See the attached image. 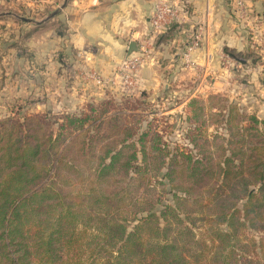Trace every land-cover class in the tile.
I'll list each match as a JSON object with an SVG mask.
<instances>
[{
    "label": "trees",
    "instance_id": "obj_1",
    "mask_svg": "<svg viewBox=\"0 0 264 264\" xmlns=\"http://www.w3.org/2000/svg\"><path fill=\"white\" fill-rule=\"evenodd\" d=\"M225 100L190 99L184 151L123 90L0 123V264H264V120Z\"/></svg>",
    "mask_w": 264,
    "mask_h": 264
},
{
    "label": "crops",
    "instance_id": "obj_2",
    "mask_svg": "<svg viewBox=\"0 0 264 264\" xmlns=\"http://www.w3.org/2000/svg\"><path fill=\"white\" fill-rule=\"evenodd\" d=\"M37 1L41 4L38 2L36 9L25 7L24 11L43 15L45 9L57 7V4L53 6L57 0ZM157 1L176 8L179 18L159 35L150 60L140 72L139 87L131 97L152 94L164 99L178 95L187 98L192 93L193 96L198 95V91L201 96H206L216 84L223 86L222 91H225L234 73L229 68V65L233 66L229 56L235 60V56L226 50L244 52L257 41L256 32L250 30L254 26L260 27L261 21L256 20H262L258 10L261 0L245 1V5L248 2L255 13L246 10L245 18L248 20L244 23L234 12L236 0H68L66 7L56 16L48 21L44 18L40 23L31 19H27L31 22L23 21L20 19L23 15L17 16L12 11L7 14L10 17L13 14L18 19V30L33 26L36 33H42L39 44L44 46L37 50L45 58L37 73L40 74L42 88L45 90L43 85L49 80L56 82V86L50 89L60 99L67 97L72 106H77L74 101L78 98L82 101L103 99L109 91L120 92L118 80L114 78L116 70L129 55L130 43L135 41L138 46V41L152 33V17ZM6 2L10 4L15 0ZM16 10L21 13L18 8ZM202 24L208 27V41L192 53L194 66L187 67L183 61L184 48L189 36ZM48 76L52 78L48 79ZM96 76L104 80L103 87L96 85ZM194 82L200 85L201 90L182 88Z\"/></svg>",
    "mask_w": 264,
    "mask_h": 264
},
{
    "label": "rangeland",
    "instance_id": "obj_3",
    "mask_svg": "<svg viewBox=\"0 0 264 264\" xmlns=\"http://www.w3.org/2000/svg\"><path fill=\"white\" fill-rule=\"evenodd\" d=\"M243 1L245 3L246 0ZM38 2L37 0H15L14 3L9 4L6 0H0V123L8 119H16L20 120V123H25L33 118L32 115L41 114L48 118L47 123L55 129L58 123L63 122L62 118L67 113H75L79 109L85 108L91 101L94 103L102 99L92 100L94 98H91L90 100H84V102L78 98L74 101L77 106H72L69 98L60 99L58 94L50 89L53 85L56 86V82L53 83L49 80L43 85L45 90L40 85V74L37 73L41 70L40 67L45 58H42L37 50L40 51L44 46V44L43 46L39 44L42 33H36L33 26H26L24 30H18V19L14 18L13 14L12 17L7 14L8 11H12L17 16L23 15V18L31 19L37 23L50 15L52 11L60 12L66 7H63L65 0H57V3H53L55 7L57 4L56 9H45L44 17L40 13L33 14L24 11L26 10L25 7L32 10L36 9ZM39 4L41 3L39 2ZM47 5L51 4L48 3ZM17 8L21 10V13L17 12ZM245 9L247 11L251 10V14L255 13L248 2ZM238 10L234 1V12L243 21L241 23L246 22L248 18L241 17ZM258 10L261 13L262 20L258 18L256 21H261L260 27L254 26V29L250 30V32H256L257 36L255 38L258 37V39L252 43L249 50L244 52L233 51L236 55L235 60L229 56V62L232 61L233 63V66L229 65V68L234 73L229 79L225 91H222L223 86L216 84L214 87L212 86V91L208 95L201 96L200 91H198L201 90V87L194 82L182 88L192 90V87H194L198 91L196 96H193L194 93H192L187 98L178 95V97L164 99L163 96L159 98L152 94L140 97L142 100H147L150 106L147 111L139 112L138 116L145 121H151L156 132L160 133L170 146L179 145L181 151H184L187 145L185 144L187 142L185 131L188 124L184 120L189 114L188 104L190 99L203 100L208 104L211 95H221L226 99L222 103L223 106L235 104L241 113L254 115L259 120H264V0H261L258 4ZM46 11H48L47 14ZM253 40L251 41L253 42ZM245 62L246 64H244ZM67 70L65 69V71ZM47 78L51 79L52 76ZM95 83L100 87L104 86V84ZM119 89L122 91L120 87ZM105 98H107V95ZM105 98L103 97V99ZM175 115H181L182 119H177ZM222 127V125L217 124L210 125L207 127L206 133L210 138L215 134L227 138V132ZM91 129L92 127L88 131ZM218 142L222 143L223 141L218 140ZM165 202H171V196H166ZM249 235L256 239L260 238L258 234L252 231H249Z\"/></svg>",
    "mask_w": 264,
    "mask_h": 264
},
{
    "label": "built area",
    "instance_id": "obj_4",
    "mask_svg": "<svg viewBox=\"0 0 264 264\" xmlns=\"http://www.w3.org/2000/svg\"><path fill=\"white\" fill-rule=\"evenodd\" d=\"M235 3L241 17L244 18L246 12L244 1L236 0ZM178 18L179 12L176 8L163 1L155 2L154 14L152 17V33L148 37L138 41L139 52L128 55L117 68L114 75V78L118 80L117 84L126 94L130 96L135 95L139 87L140 72L150 60L159 35L166 30L170 23L178 20ZM189 38V42L183 51V61L187 67L194 66V62L191 58L192 53L201 49L208 41L207 25L202 24L197 27ZM94 80L98 84H105L104 80L99 76L94 77Z\"/></svg>",
    "mask_w": 264,
    "mask_h": 264
},
{
    "label": "water",
    "instance_id": "obj_5",
    "mask_svg": "<svg viewBox=\"0 0 264 264\" xmlns=\"http://www.w3.org/2000/svg\"><path fill=\"white\" fill-rule=\"evenodd\" d=\"M67 2H68V0H65V3L63 4V7L66 6ZM58 13H59V11H55L54 13H52L51 15H49V16H48L47 18H45L44 20L47 21V20L53 18L54 16H56ZM22 19H23L24 21H29V22H31L30 20H27V19H25V18H22ZM43 22H44V21H43ZM39 23H40V22H39ZM134 52H139V48H138V46H137V43H136L135 41H132V42L130 43L128 53H129V55H130L131 53H134Z\"/></svg>",
    "mask_w": 264,
    "mask_h": 264
}]
</instances>
